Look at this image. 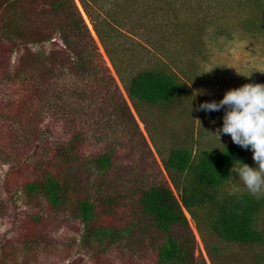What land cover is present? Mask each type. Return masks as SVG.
<instances>
[{
  "label": "trees",
  "instance_id": "obj_1",
  "mask_svg": "<svg viewBox=\"0 0 264 264\" xmlns=\"http://www.w3.org/2000/svg\"><path fill=\"white\" fill-rule=\"evenodd\" d=\"M78 1L138 117L146 124L142 108L148 106L165 110L181 106L185 110L178 111V115L186 116L192 79L187 71L181 72L178 65L190 49L181 41L186 39L184 35L191 33L188 21L193 16L187 17L191 14L178 13L171 8H156L160 0L157 3L155 0ZM171 25L181 27L183 32H177ZM52 38L60 40L61 50L27 48L30 42L40 43ZM148 46L151 47L147 50L150 57L146 59L148 53L144 50ZM3 47L26 50L20 64L14 66V74L3 69V84L8 85L20 73L28 81L48 83L54 69L61 73L64 69L67 82L60 84L59 94L67 99L74 92L78 105L76 101L73 112L78 117L83 113L92 114V119L107 124L109 99L107 105L95 104L89 92L83 94L76 90L78 83L88 84L84 81L86 76L107 82L113 76L104 63L97 67V47L75 0H0V51ZM32 86L24 85L31 89L17 103L31 115L36 108ZM73 86L72 92L67 93ZM122 102L125 104L124 99ZM192 110L191 107L188 113ZM75 125L78 129L67 141L52 142L53 152L34 164V176L24 177L19 183L28 203L41 198L50 210L70 209L82 223L80 242L93 247V255L101 256L123 240L126 247L137 250L141 239L134 233L142 228L150 239L149 246L156 252L153 264H206L205 260L193 256L195 240L185 211L207 249L210 264H225L218 262L225 243H264V230L258 224L264 210V195L256 198L246 189L238 191L226 187V181L234 174L229 170L232 164H238L237 159L253 164L250 149L233 143L231 138L223 142L225 148L223 144L212 148L202 146L198 141L201 133L195 136L198 126L192 122L186 124L181 134L175 133L180 138L173 139L167 149L155 145L170 185L162 181L141 188L132 200L129 220L117 227L103 221L104 216H113L120 205L115 192H102V181L94 185L92 192L79 193L71 187L72 167L82 168L96 177L107 174L116 165V156L110 149L83 157L80 150L83 132ZM48 145L46 142L35 148ZM14 173L20 174L18 170L12 171L6 175V180ZM4 187L7 188L6 183ZM43 212L30 214L24 220V227L33 235L45 222ZM145 219L148 220L146 227ZM209 233L217 240L215 243L206 239ZM26 241H22V249L6 250L0 264H20L16 257L30 249Z\"/></svg>",
  "mask_w": 264,
  "mask_h": 264
},
{
  "label": "rangeland",
  "instance_id": "obj_2",
  "mask_svg": "<svg viewBox=\"0 0 264 264\" xmlns=\"http://www.w3.org/2000/svg\"><path fill=\"white\" fill-rule=\"evenodd\" d=\"M155 1L157 3L158 0ZM160 1L159 6H155V3L156 8L164 10L171 8L178 13L191 14L186 15L187 17L193 16L188 21L191 33L184 35L186 39L181 41L190 49L187 56L182 57L178 67L181 72L185 70L191 75L192 90L202 88L205 92L197 94L191 101L192 112L188 113L190 105L189 107L185 105L189 108L186 110L188 113L186 116L178 115V111L185 110L181 106L172 110L148 106L142 108L146 124L138 117L78 0H75V3L97 47L96 65L98 67L104 63L113 77L107 79L108 83L100 78L94 80L86 76L84 81L89 85L82 86L78 83L76 90L83 94L89 92L88 95L95 104L107 105L109 99L106 111V116L109 117L107 124L102 123V120L92 119L93 115L87 113L81 114L79 119L77 113L73 112L76 101L78 105L77 97L72 92L74 86L67 89V93L72 92L67 99L59 94L60 84L67 82L64 69L62 73L54 69L48 83H39L40 80L28 81L20 73V76L9 81L8 85L3 84L5 73L3 69L6 68L14 74V66L20 64L26 50L14 51L9 47L7 49L3 47L0 51V262L5 259L3 257L6 250L22 249L24 248L21 246L22 241L27 240L30 249L27 248L26 253L22 251V257H16L20 264L154 263L156 252L149 246L150 239L145 229L135 230L136 238L141 239V246L137 250L126 247L127 244L123 240L111 246L101 256H95L92 253L93 247L81 244L82 223L70 209L50 210L41 198L28 203L19 182L24 177L34 176L32 171L34 164L43 161L44 157L53 152L52 142L67 141L69 135L78 129L75 125L77 124L83 132V141L80 143L81 155L84 157L91 152L110 149L116 156V165L107 174L96 177L82 168L72 167L69 172L71 187L79 193H85L86 190L92 192L94 185L102 181L101 191L115 192L120 203L117 212L113 216H104L103 221L108 225L122 227L129 220L132 200L141 188L162 181L170 185L156 152V144L167 149L172 145L173 139L180 138L176 135L181 134L186 124L191 122L195 127L198 126L195 136L201 133L198 141L202 146L212 148L230 139L228 134H222L220 143L213 132L222 124L223 109L205 112L197 110L196 106L201 101L218 100L227 88L238 86L245 81L264 83V0ZM170 27L177 32H183L179 26ZM54 39L56 38L40 43L30 42L27 48L61 50L60 40ZM147 50L150 51L151 47L148 46L144 50L148 53L145 54L146 59L150 57ZM68 54L71 55L70 52ZM161 58L164 59V56ZM212 66L214 67L209 72H201ZM250 71L251 75L248 77L240 74ZM23 84L35 85L32 86V93L36 108L32 115L27 108L17 104L31 89L24 87ZM20 98L22 99L18 101ZM123 99L126 105L123 104ZM46 142L49 143L48 147L35 148L38 144ZM17 170L20 174L14 173L6 180L8 173ZM226 183L227 189L238 191L244 189L235 174ZM36 212H43L46 218L44 224L40 226V231L33 235L30 229L24 227L26 225L24 220ZM185 215L195 240L194 258L210 264L207 249L192 219L186 211ZM260 216L258 224L264 230V210ZM146 224L147 219L143 221L145 227ZM24 236L28 239L23 238ZM211 237L209 233L206 239L215 243L217 240ZM131 248L134 249V244ZM218 256V262L225 264H264V243L242 245L225 243Z\"/></svg>",
  "mask_w": 264,
  "mask_h": 264
},
{
  "label": "clouds",
  "instance_id": "obj_3",
  "mask_svg": "<svg viewBox=\"0 0 264 264\" xmlns=\"http://www.w3.org/2000/svg\"><path fill=\"white\" fill-rule=\"evenodd\" d=\"M213 67L201 72H209ZM240 74L248 77L251 71ZM193 90L190 108L194 97L205 92L202 88ZM196 107L205 112L223 109L222 124L213 131L216 138L221 143L220 136L228 134L233 143L251 150L253 161L249 165L237 159L238 164H232L229 171L235 174L250 195L256 198L264 195V83L245 81L227 88L218 100L201 101Z\"/></svg>",
  "mask_w": 264,
  "mask_h": 264
}]
</instances>
